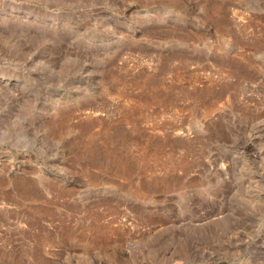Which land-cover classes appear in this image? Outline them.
I'll use <instances>...</instances> for the list:
<instances>
[{
  "label": "rangeland",
  "instance_id": "rangeland-1",
  "mask_svg": "<svg viewBox=\"0 0 264 264\" xmlns=\"http://www.w3.org/2000/svg\"><path fill=\"white\" fill-rule=\"evenodd\" d=\"M0 264H264V0H0Z\"/></svg>",
  "mask_w": 264,
  "mask_h": 264
}]
</instances>
